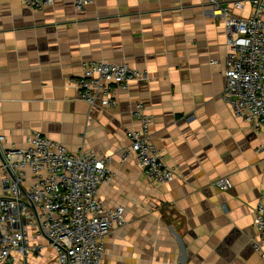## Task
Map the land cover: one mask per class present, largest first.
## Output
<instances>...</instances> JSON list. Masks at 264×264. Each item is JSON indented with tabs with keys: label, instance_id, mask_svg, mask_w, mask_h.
<instances>
[{
	"label": "crops",
	"instance_id": "crops-1",
	"mask_svg": "<svg viewBox=\"0 0 264 264\" xmlns=\"http://www.w3.org/2000/svg\"><path fill=\"white\" fill-rule=\"evenodd\" d=\"M243 1L234 13L247 16ZM225 40L205 0H95L84 11L72 0L43 10L0 0V134L22 147L41 131L72 152L110 158L114 178L99 197L108 208L124 206L126 223L107 237L101 264H264L253 248L264 131L223 97ZM82 60L126 62L151 79L118 90L114 107L91 106L69 82ZM138 102L153 114V143L175 169L166 184L151 182L134 156L121 160L127 130L139 126ZM226 176L229 190L213 185ZM40 241L41 253L18 264H57Z\"/></svg>",
	"mask_w": 264,
	"mask_h": 264
},
{
	"label": "built area",
	"instance_id": "built-area-1",
	"mask_svg": "<svg viewBox=\"0 0 264 264\" xmlns=\"http://www.w3.org/2000/svg\"><path fill=\"white\" fill-rule=\"evenodd\" d=\"M22 1L43 10L54 0ZM94 1L72 0L78 11ZM247 2L250 14L243 16L234 13L245 8L243 0H205L225 31L223 97L237 118L264 131V0ZM81 69V75L69 82L79 98L102 108L118 104V90L127 91L132 82L151 79L147 71L126 62L82 60ZM133 114L139 126L127 130L130 145L122 150L121 160L134 156L151 182H170L175 169L153 143V114L142 102L135 105ZM7 142L0 134V264H18L21 255L40 253L43 237L53 248L57 264H101L107 237L126 223L124 206L108 208L99 197L100 186L114 178L110 158L84 148L72 152L41 131L26 136L22 147ZM213 185L227 191L232 182L226 176L215 179ZM253 224L257 231L253 248L264 261L263 199L254 208Z\"/></svg>",
	"mask_w": 264,
	"mask_h": 264
},
{
	"label": "rangeland",
	"instance_id": "rangeland-1",
	"mask_svg": "<svg viewBox=\"0 0 264 264\" xmlns=\"http://www.w3.org/2000/svg\"><path fill=\"white\" fill-rule=\"evenodd\" d=\"M34 253H36V252H34ZM41 253V252H40ZM40 253H37V254H40ZM19 264H23V263H19Z\"/></svg>",
	"mask_w": 264,
	"mask_h": 264
}]
</instances>
